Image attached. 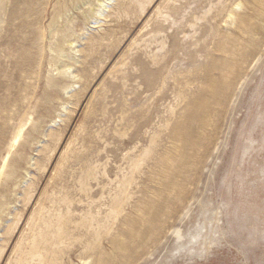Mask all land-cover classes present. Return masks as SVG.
Instances as JSON below:
<instances>
[{
	"label": "rangeland",
	"instance_id": "obj_1",
	"mask_svg": "<svg viewBox=\"0 0 264 264\" xmlns=\"http://www.w3.org/2000/svg\"><path fill=\"white\" fill-rule=\"evenodd\" d=\"M16 263L264 264V0H0Z\"/></svg>",
	"mask_w": 264,
	"mask_h": 264
},
{
	"label": "bare ground",
	"instance_id": "obj_2",
	"mask_svg": "<svg viewBox=\"0 0 264 264\" xmlns=\"http://www.w3.org/2000/svg\"><path fill=\"white\" fill-rule=\"evenodd\" d=\"M105 4H106L105 2H100V6H101V7H104ZM98 14H100V12H99ZM20 134H21V130L18 131V134H17V136H16L14 142L20 137ZM55 238H56V237H55ZM35 245H36V244H35ZM16 264H17V263H16Z\"/></svg>",
	"mask_w": 264,
	"mask_h": 264
}]
</instances>
